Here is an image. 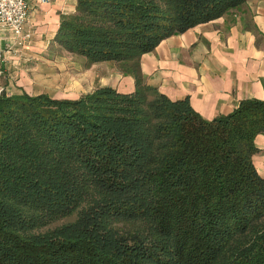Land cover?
I'll return each mask as SVG.
<instances>
[{
  "label": "trees",
  "instance_id": "16d2710c",
  "mask_svg": "<svg viewBox=\"0 0 264 264\" xmlns=\"http://www.w3.org/2000/svg\"><path fill=\"white\" fill-rule=\"evenodd\" d=\"M245 2L76 0L61 16L58 48L135 88L0 92V264H264V100L205 119L140 71L161 40Z\"/></svg>",
  "mask_w": 264,
  "mask_h": 264
},
{
  "label": "crops",
  "instance_id": "0c3cea01",
  "mask_svg": "<svg viewBox=\"0 0 264 264\" xmlns=\"http://www.w3.org/2000/svg\"><path fill=\"white\" fill-rule=\"evenodd\" d=\"M28 5L27 44L18 47L14 35L0 26V89L8 94L45 93L27 82L38 75L45 58L59 60L54 54L65 52L53 39L61 16L75 11L76 0H28ZM91 70L98 84L94 88H135L134 79L111 61L96 63ZM140 71L147 85L173 100L187 98L205 119L226 115L245 99L264 100V0H246L230 14L166 37L141 56ZM254 142L253 163L264 178V135Z\"/></svg>",
  "mask_w": 264,
  "mask_h": 264
},
{
  "label": "rangeland",
  "instance_id": "374dc122",
  "mask_svg": "<svg viewBox=\"0 0 264 264\" xmlns=\"http://www.w3.org/2000/svg\"><path fill=\"white\" fill-rule=\"evenodd\" d=\"M54 55H58L59 60H56L57 56L45 58L47 60L45 64L38 67V70H41L38 75L35 74V78L30 77L31 80H28L27 84H33L35 91H44L53 97L74 98L93 90L95 85H98L91 67L99 62L87 65L85 58L67 52L58 51ZM67 220H60L57 223Z\"/></svg>",
  "mask_w": 264,
  "mask_h": 264
},
{
  "label": "built area",
  "instance_id": "2783aa9c",
  "mask_svg": "<svg viewBox=\"0 0 264 264\" xmlns=\"http://www.w3.org/2000/svg\"><path fill=\"white\" fill-rule=\"evenodd\" d=\"M28 10V0H0V26L7 28L14 35L18 47L24 46L31 39V32L26 28Z\"/></svg>",
  "mask_w": 264,
  "mask_h": 264
}]
</instances>
